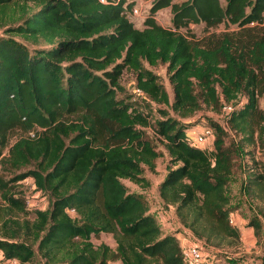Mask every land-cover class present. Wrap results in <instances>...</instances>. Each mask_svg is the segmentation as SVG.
<instances>
[{
	"label": "trees",
	"instance_id": "obj_1",
	"mask_svg": "<svg viewBox=\"0 0 264 264\" xmlns=\"http://www.w3.org/2000/svg\"><path fill=\"white\" fill-rule=\"evenodd\" d=\"M152 2L138 28L136 0H0L3 262L186 264L176 233L123 183L151 187L145 169L154 172L163 156L151 135L168 157L163 206L206 246L240 240L229 223L238 162L247 196L264 202V0ZM165 8L168 27L155 17ZM199 25L234 30L198 38L191 27ZM160 66L171 93L153 71ZM125 72L142 96L126 92ZM224 105L233 112L207 125L214 150L193 144L185 126ZM17 131L24 136L12 143ZM27 178L49 200L31 218L17 189ZM102 233L115 249L93 243Z\"/></svg>",
	"mask_w": 264,
	"mask_h": 264
},
{
	"label": "rangeland",
	"instance_id": "obj_2",
	"mask_svg": "<svg viewBox=\"0 0 264 264\" xmlns=\"http://www.w3.org/2000/svg\"><path fill=\"white\" fill-rule=\"evenodd\" d=\"M173 2L181 3L185 0H172ZM152 0L150 1H141L136 0V8L139 9V14L134 15L136 17L131 16L130 18L135 22L136 27L142 28L144 20L150 13V9L152 7ZM156 21L162 26L168 27L171 24V12L169 8H165L157 12L155 15ZM191 30L197 35L198 38L205 37L208 33H216L219 34L223 31L232 32L234 30L233 27L226 29L224 25L219 26L216 29L206 30L203 25L192 26ZM155 74L160 77L161 83L165 86L167 91L171 93V85L168 80V76L166 74V67L160 66L158 68L153 69ZM121 83L123 87L126 89V92L129 95L135 94V77L131 72H125ZM137 99V98H136ZM140 104H145V102L139 101ZM259 106L262 110H264V95L259 99ZM148 109V108H147ZM224 119L223 114H216L211 110L205 109L200 111L196 117L190 121V124L185 126L190 133L191 131L199 132L203 127L207 126L210 121H219L222 122ZM24 136L21 132L17 131L14 133L12 143L17 140V138ZM153 138L155 146L157 149L163 153L161 159L157 161V168L154 172H150L147 168L145 169V176L151 182V187L148 189L140 188L139 186L129 182L123 181V183L129 188V190L133 193L140 194L148 199L152 206V215L155 216L156 220L164 226H162L165 232L170 231L174 233L177 232L180 228L178 219L175 218L174 209H167L163 206L162 200L158 194V186L162 179L167 174V166H168V157L165 154V150L163 146L156 140L154 136H150ZM215 138V137H214ZM259 158H263L264 160V151L259 152L257 155ZM239 162L236 167V172L232 178L230 185V195H231V207L235 211L236 218L244 221V229L240 231V240L238 242H229L221 249H214L205 245L204 241L199 240L201 246L204 251L210 253L211 255L216 256V260L218 263L225 264H264V202L253 201L247 196V193L244 190V178L245 171L243 172ZM247 174L249 172H246ZM6 180H9L11 175L4 174ZM18 191L22 193L24 198H26V203L29 201L30 205L28 207L29 212L31 213L28 218L34 216V211L36 209H44L48 207L49 200L47 197L42 196L37 193L34 189V180L32 178H27L23 181L17 183ZM0 205L1 198H0ZM165 217V218H164ZM168 217V219H166ZM15 218L24 219L23 217L16 216ZM252 220L261 223V229L256 232V230L250 226ZM168 227H166V226ZM251 230L248 231V229ZM196 238V236H195ZM92 241L95 245L105 244L110 246L112 249L116 248V243L111 234H100L99 236H93ZM0 264H20L17 261H9L3 262L0 261ZM30 264H43V262L36 257V259ZM110 264H121L120 261H113Z\"/></svg>",
	"mask_w": 264,
	"mask_h": 264
},
{
	"label": "built area",
	"instance_id": "obj_3",
	"mask_svg": "<svg viewBox=\"0 0 264 264\" xmlns=\"http://www.w3.org/2000/svg\"><path fill=\"white\" fill-rule=\"evenodd\" d=\"M139 9H135L133 16L139 14ZM135 95L142 96L143 92L135 88ZM234 107L232 105H224L222 108L223 115L227 116L233 112ZM215 133L210 127H203L199 132L194 133V138L192 141L193 144H208L209 142L214 141ZM27 205H30V202H27ZM229 223L231 226L237 227V218L235 214H231L229 217ZM176 238L180 243L183 260L186 264H218L215 255H211L204 251L199 240L195 238L194 234L186 228H179L176 232ZM1 261V255H0Z\"/></svg>",
	"mask_w": 264,
	"mask_h": 264
},
{
	"label": "crops",
	"instance_id": "obj_4",
	"mask_svg": "<svg viewBox=\"0 0 264 264\" xmlns=\"http://www.w3.org/2000/svg\"><path fill=\"white\" fill-rule=\"evenodd\" d=\"M141 1H144V0H141ZM133 17H136V16H133ZM194 131H191V133L189 132L188 134H189V136H190V138H191V140H193V138H194V133H193ZM195 145H197V146H199L201 149H203V150H207V151H212V150H214V141H212V142H209L208 144H195ZM237 217V216H236ZM165 218V217H164ZM176 218V217H175ZM166 219H168V217L166 218ZM177 219V218H176ZM237 228L239 229V231H242V229H244V225H245V223H244V221H241V220H239V219H237ZM160 224V223H159ZM162 226H164L163 224H162ZM166 226V225H165ZM166 227H168V226H166ZM249 230H251V228H249L248 229V231ZM167 233H170V231H167Z\"/></svg>",
	"mask_w": 264,
	"mask_h": 264
}]
</instances>
